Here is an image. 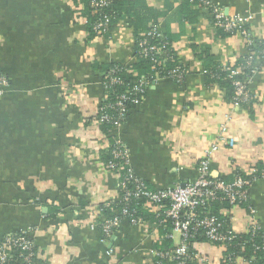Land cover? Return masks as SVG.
Instances as JSON below:
<instances>
[{
  "label": "crops",
  "instance_id": "1",
  "mask_svg": "<svg viewBox=\"0 0 264 264\" xmlns=\"http://www.w3.org/2000/svg\"><path fill=\"white\" fill-rule=\"evenodd\" d=\"M146 1L158 10L167 3ZM212 2L231 17L248 18L251 36L264 43V0ZM76 8L72 0H0V73L9 81L0 96V242L27 234L40 252L39 264H151L157 227L123 220L106 237L96 225L97 210L119 202L120 178L107 168L110 139L95 120L86 125L104 98L93 62L133 61L135 35L125 21L109 38L89 41L86 19ZM169 31L181 35L173 47L189 70L185 83L152 84L113 133L128 148L135 174L152 190L195 180L227 114V135L235 145L222 144L212 176L264 164V60L250 84L251 108H237L220 87L208 85L201 54L234 63L247 54L245 37L218 34L204 15L173 23ZM249 206L264 233V180L251 188ZM230 214L232 228L246 232L247 209ZM195 249L219 264L218 247L201 243Z\"/></svg>",
  "mask_w": 264,
  "mask_h": 264
},
{
  "label": "built area",
  "instance_id": "2",
  "mask_svg": "<svg viewBox=\"0 0 264 264\" xmlns=\"http://www.w3.org/2000/svg\"><path fill=\"white\" fill-rule=\"evenodd\" d=\"M203 5L205 10H212L214 16V26L230 32L233 35L240 33L246 40V61L238 66L236 62L231 63L234 68L226 67L229 72V78L234 79L235 76L244 74L245 70H250L248 76L244 80H233L235 87V95L232 104L237 108H242L245 104H249L254 100L250 91V84L258 72L259 59L255 56L253 50L254 42L251 33L245 27L248 18L231 17L227 15L223 8L212 2V0H190ZM111 0H91V7L96 12H102L110 4ZM110 18L103 15L96 23L94 30L97 33H106L109 31ZM164 31L161 25H154L146 36L137 41L140 53L144 56H151L153 61V69L156 65L162 66L163 62L159 59L167 50L168 42H165ZM154 41H164L162 48L155 45ZM264 60V51L261 52ZM155 56V58H154ZM261 60V59H260ZM203 70V74H207ZM189 74L186 68L177 67L168 73L167 78H157L150 81L142 78L132 90L118 98L111 104L107 98H103L104 105L100 107V117L95 120L98 125L103 123L112 126L109 135L113 136L116 129L123 126V120L127 114L126 103L131 102L133 106H139L143 103L145 94L151 83H155L162 79H171L177 84L184 81ZM251 74V75H249ZM245 75V74H244ZM112 84H117L120 79L113 77ZM9 89L8 79L0 75V96H4ZM116 110L118 117H113L108 110ZM225 122L220 126L216 141L205 151L203 158L197 166V177L195 180L186 184H178L174 187H168L159 190H152L146 182L139 178L131 165L130 152L128 148L118 138L112 137L110 145V154L112 159L109 161L107 168L114 173L123 174L119 182L120 200L123 204L120 212L118 211L112 218H106L103 207H110L111 203L103 205L97 210L98 225L102 233L106 237L113 236L120 228L123 220H127L131 225H139L143 222L142 218L136 216V211L131 208L132 202H143L155 205L159 210H163L166 219L172 222V231L167 235L173 242V248L167 251H160L150 248L149 254L157 261L155 264H168L174 262L176 264H215L208 257L203 256L195 245L201 244L196 242L191 246V242L197 238H204L205 242L211 246L218 247L222 251L219 264H254L256 255H252L250 259L244 258L246 245L251 242L256 251H264V242L255 244L253 240L240 242L239 236L242 234H250L252 238L257 236L262 229L255 219V211L249 206L250 193L253 185L264 180V170L258 175L255 166L251 167L246 174L235 173L234 179L227 182L221 178L213 177L211 174V164L214 155L220 150L222 144L233 147L235 139L227 135L228 123L231 116L227 114ZM215 202L228 204L232 208L243 207L247 205L249 213V223L246 232L240 233L232 228L226 220H222L211 211V206ZM223 215H231L230 210H222ZM95 225V226H96ZM238 248L236 250H232ZM35 244L33 240L25 233L19 235H9L0 243V264H31L33 259L39 257L35 252ZM16 250L21 251V255L16 258ZM113 251H110V254ZM260 258V257H259ZM264 264V262L262 263Z\"/></svg>",
  "mask_w": 264,
  "mask_h": 264
},
{
  "label": "trees",
  "instance_id": "3",
  "mask_svg": "<svg viewBox=\"0 0 264 264\" xmlns=\"http://www.w3.org/2000/svg\"><path fill=\"white\" fill-rule=\"evenodd\" d=\"M74 4L77 6L76 12H78L79 16L86 19L85 27L87 31V39L89 41L94 40L97 37H105L109 38L111 36L112 31L118 24L122 22H129L134 35H135V46H134V56L135 59L128 63H120V62H98L95 61L92 64V69L96 77L100 78L104 87V97L109 100L111 104L115 103L118 98L124 94H127L132 88L139 83L142 78H147L150 81H154L157 78H167L168 73L173 69L180 67L185 68L183 64H181L178 60L177 54L174 50L173 44L177 42L181 35H172L169 31L170 26L173 23L179 22L181 25L184 22H195L196 19L200 17V15H204L209 18L211 24H214V16L212 14V10H205L203 5L198 4L197 2H191L190 0H167L166 6L164 10H158L154 7H151L146 0H111L109 6L105 8L102 12H96L90 5L91 0H72ZM178 3V4H177ZM178 6V7H177ZM177 7V8H175ZM103 15H108L110 18V26L109 31L106 33H97L94 30L96 23L100 20ZM165 27H163L164 25ZM154 25H161L164 31L165 42H168L166 46L167 52L160 56L159 59L163 62L162 66L156 65L155 69H153V61L151 56H144L140 53V48L137 43L139 39H142L146 36V34L150 31L151 27ZM214 26V25H213ZM248 29V26H245ZM217 33L223 36H233L230 32H225L223 29L214 26ZM249 31V29H248ZM253 38V37H252ZM254 46L253 50L255 51V56L260 60L263 58L261 52L264 51V43L261 41H257L253 38ZM155 45L159 48H162L164 45V41H154ZM201 59L204 60V70L208 73L203 74L208 82V85L218 86L222 89L227 96V99L232 102V99L235 95V87L233 85V80H244L250 70H245V75L240 74L234 77V79L229 78V72L226 71V67L234 66L229 64H222L219 60L211 57L207 51H203L201 54ZM155 58V56H154ZM246 56L239 58L236 60L235 66L242 64L246 61ZM0 75H2L0 73ZM251 75V74H249ZM188 76V75H187ZM186 76V78H187ZM113 77H117L120 79V82L117 84H112L111 79ZM179 85L182 86L185 83V80ZM154 84L153 82L151 85ZM146 96V94H145ZM251 101L249 104H245V108H251ZM104 105V101L102 100L98 109V113L95 119L91 118L86 121V125H89L92 120H96L100 117L101 111L100 107ZM127 114L123 123L126 122L128 115L131 109L135 108L130 101L126 103ZM108 112L113 117H118V113L116 110H108ZM102 131L108 136L110 139V143H112V135L109 130H112V126L108 124H101ZM109 151L104 154L106 159V164L108 165L109 161L112 159V156ZM257 174L259 175L264 170V164L258 163L256 166ZM236 169L233 171V175L224 176L221 179L231 182L234 179L235 173L246 174L242 171H237ZM117 175V174H116ZM123 174L119 175V182ZM149 187V186H148ZM131 208L136 211V216L142 218V220L146 221L148 226L151 229H155L157 227L159 231L160 239L153 244V248L160 251H167L173 248L174 242L167 236L172 231V222L169 219H166V216L163 214V210H159L157 206L143 202H132L130 204ZM103 207V206H102ZM123 207V204L120 202H114L110 207H103L104 216L106 218H112L116 215V213ZM211 211L213 214L219 216L222 220H226L230 224V216L223 215L220 212L222 210H231L232 206L228 204H221L215 202L211 206ZM244 208H247V205H244ZM158 215V217L156 216ZM19 233H15L12 235H19ZM240 242L251 241L253 240L255 244L259 245L264 242V233L260 231V233L254 238L251 237L250 234H242L238 239ZM196 242L203 243L205 242L204 238H197L191 242V246H193ZM1 243V242H0ZM249 242L246 245L244 258L250 259L252 255H256V260H254V264H262L264 262V251H256V249L251 246ZM238 248H234L232 250H236ZM35 252L38 253V249L35 247ZM20 250H16L15 256L18 258L21 255ZM260 257V258H259ZM156 259L152 258L151 264L156 263ZM41 259L36 257L33 259L31 264H39ZM168 264H176L174 262Z\"/></svg>",
  "mask_w": 264,
  "mask_h": 264
}]
</instances>
